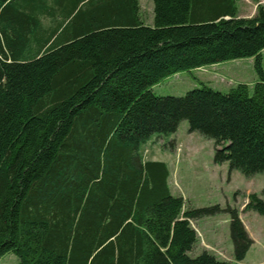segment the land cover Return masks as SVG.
<instances>
[{
	"label": "trees",
	"instance_id": "1",
	"mask_svg": "<svg viewBox=\"0 0 264 264\" xmlns=\"http://www.w3.org/2000/svg\"><path fill=\"white\" fill-rule=\"evenodd\" d=\"M152 1L148 25L139 0H0V258L236 264L194 252L192 221L222 211L235 260L253 245L235 207L185 210L167 163L142 147L187 120L214 140L216 163L264 173V4L244 17L237 0ZM247 57L260 77L252 90L153 91L179 72ZM246 208L264 216V193Z\"/></svg>",
	"mask_w": 264,
	"mask_h": 264
},
{
	"label": "rangeland",
	"instance_id": "2",
	"mask_svg": "<svg viewBox=\"0 0 264 264\" xmlns=\"http://www.w3.org/2000/svg\"><path fill=\"white\" fill-rule=\"evenodd\" d=\"M259 4H264V0H237L238 10L243 16H253ZM259 79L255 58H238L171 75L154 85L153 91L162 96H183L207 84L228 92L240 82L248 84L252 90ZM142 154L146 160L167 163L170 171L169 185L174 195L184 198L185 210L213 205L235 207L242 221L244 219L250 231L257 236L256 246L250 248L243 260L236 261L230 215L222 211L193 220L192 225L198 230L201 248L215 253L220 259L233 260L236 264L264 263V216L246 208L249 194L263 195L264 173L246 177L238 170H231L228 162L216 163L214 140L199 132H191L187 120L179 124L175 133L160 137L155 135L152 141L142 147ZM204 238L210 240L205 243L202 240ZM17 262L18 257L13 252L0 258V264Z\"/></svg>",
	"mask_w": 264,
	"mask_h": 264
},
{
	"label": "crops",
	"instance_id": "3",
	"mask_svg": "<svg viewBox=\"0 0 264 264\" xmlns=\"http://www.w3.org/2000/svg\"><path fill=\"white\" fill-rule=\"evenodd\" d=\"M139 3H140V15H141L142 20L148 25H153L154 24L153 1L152 0H139ZM238 14H239V16H243V15L240 14L239 10H238ZM244 17H249V16H244ZM243 221H244V219H243ZM244 223H245V226H246L247 231L249 232L251 238L254 240V244L251 247V249H252L257 244V242H256L257 241V238H256L257 236L253 232L250 231L251 229L249 228V226L246 224L245 221H244ZM192 224H193V221H192ZM196 231H198V230L196 229ZM214 239H217V238H214ZM202 240H203V242L206 243V240L209 241L210 238H209V240L207 238H204ZM263 242H264V238H263ZM201 245H202V241H201ZM200 248H201L200 247V240H199V235H198V242H197V246L195 247L196 250H194V252L195 253H199L202 250H204V248H201V250H200ZM261 264H264V263L261 262Z\"/></svg>",
	"mask_w": 264,
	"mask_h": 264
}]
</instances>
